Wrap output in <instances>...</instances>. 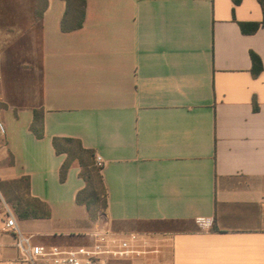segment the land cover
Instances as JSON below:
<instances>
[{
  "label": "crops",
  "instance_id": "0c3cea01",
  "mask_svg": "<svg viewBox=\"0 0 264 264\" xmlns=\"http://www.w3.org/2000/svg\"><path fill=\"white\" fill-rule=\"evenodd\" d=\"M67 11L66 0H43L39 16L9 29L0 17V35L11 37L0 38V231L14 237L4 231L7 205L35 245H89L99 226L137 234V253L109 264H264L259 1L86 0L79 29ZM34 110L42 139L31 131ZM55 138L80 141L96 167L104 160L103 218L77 201L86 187L78 161L61 180L67 154ZM24 177L49 217H18L11 183Z\"/></svg>",
  "mask_w": 264,
  "mask_h": 264
},
{
  "label": "trees",
  "instance_id": "16d2710c",
  "mask_svg": "<svg viewBox=\"0 0 264 264\" xmlns=\"http://www.w3.org/2000/svg\"><path fill=\"white\" fill-rule=\"evenodd\" d=\"M68 3L67 15L76 19L75 28L79 29L83 26L86 15V0H66ZM241 0H235L240 3ZM263 10V25H264V0H258ZM74 14V15H73ZM253 70L258 74L262 70L260 59L252 55ZM31 131L38 139L44 137V120L43 111L34 110V121L31 125ZM54 147L58 154H67V160L63 164L60 176L61 180L65 181L68 171L74 161H78L81 167L80 176L86 182V187L78 194V203L85 205L90 213V216L101 219L105 216L108 209V194L104 184L102 169L95 166V154L91 150L85 149L81 142L74 139H59L53 140ZM29 178L24 177L17 182L11 184H18L17 191L20 192L18 196V203L16 204V213L22 219H38L47 218L50 213L45 204L36 199L27 197L29 189ZM5 184H2V191ZM12 185V186H13ZM17 186V185H16ZM26 191V194L22 193ZM5 195V194H4ZM7 197V195H5Z\"/></svg>",
  "mask_w": 264,
  "mask_h": 264
},
{
  "label": "built area",
  "instance_id": "2783aa9c",
  "mask_svg": "<svg viewBox=\"0 0 264 264\" xmlns=\"http://www.w3.org/2000/svg\"><path fill=\"white\" fill-rule=\"evenodd\" d=\"M3 61L0 56V85L3 82ZM7 133L4 122L0 120V136ZM96 165L103 169L104 160L96 157ZM6 208L7 219L4 223V231L12 234L16 239V248L19 250V258L10 264H109L112 260L124 259L137 253L136 243L139 240L137 234H117L106 226H99L89 237L92 243L76 247H46L35 245L31 236L24 235L17 224L15 212Z\"/></svg>",
  "mask_w": 264,
  "mask_h": 264
},
{
  "label": "rangeland",
  "instance_id": "374dc122",
  "mask_svg": "<svg viewBox=\"0 0 264 264\" xmlns=\"http://www.w3.org/2000/svg\"><path fill=\"white\" fill-rule=\"evenodd\" d=\"M0 6L4 9L1 10L0 17L2 18V20H4L5 26L7 27L6 29H9L10 27H14L17 22L27 19L26 14L28 15V17H36V14L37 16H39L43 8V0H0ZM34 10H36L35 13ZM4 37L6 36L0 35V38ZM6 38L9 39L11 37ZM4 62H6V60H4ZM18 84L22 96L25 94H30L28 88L30 84V78L28 75L23 73L19 77ZM0 97L2 98L3 95H0ZM6 154V150L0 146V158H5ZM8 161L9 157H7L5 164ZM2 165L3 163H0V166ZM0 191L3 192L1 184ZM0 206L4 207L2 199H0ZM13 241L14 244H16V240L14 237L0 231V264H6L12 258L19 257V250L17 248L10 249L8 246Z\"/></svg>",
  "mask_w": 264,
  "mask_h": 264
}]
</instances>
